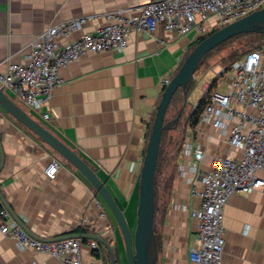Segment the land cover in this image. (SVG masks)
<instances>
[{"label": "crops", "instance_id": "1", "mask_svg": "<svg viewBox=\"0 0 264 264\" xmlns=\"http://www.w3.org/2000/svg\"><path fill=\"white\" fill-rule=\"evenodd\" d=\"M151 1L154 0H0V73L6 70L8 61H25L32 40L53 24L77 16L89 17L80 29L58 38L63 45L107 23L106 11L120 7L135 11ZM200 38L196 30L178 35L159 24L152 33L132 32L123 50L85 53L60 68L62 82L40 111L23 105L1 82L0 87L95 169L134 229L140 172L163 91L162 79L173 76ZM44 112L49 113V118H44ZM229 126L225 133L211 123L186 131L184 142L192 147L199 142L205 159L196 160L192 151L182 154V146L174 156L172 181L157 232L162 264H190L189 252L198 242V220L190 211L200 201L192 193V185L200 187L201 173L209 168L214 154H241L226 141ZM0 135L4 152L0 194L24 225L43 238L97 234L116 249L120 264L125 259L121 233L91 183L1 106ZM53 158L58 159L59 167L56 176L49 178L44 169ZM95 197L102 200L105 216L94 205ZM223 224V264H264L263 189L230 196ZM81 238L83 262L107 264L108 248L97 240L99 247L92 249L90 237ZM35 263L60 261L45 252L20 249L12 238L0 232V264Z\"/></svg>", "mask_w": 264, "mask_h": 264}, {"label": "built area", "instance_id": "2", "mask_svg": "<svg viewBox=\"0 0 264 264\" xmlns=\"http://www.w3.org/2000/svg\"><path fill=\"white\" fill-rule=\"evenodd\" d=\"M263 6L264 0H154L135 11L129 7L106 11L107 23L60 45V36L80 29L89 17L65 19L32 40L25 61H8L6 70L0 73V82L3 88L12 90L23 105L40 111L53 89L62 82L60 68L85 53L123 50L132 32L152 33L159 24L178 35L196 30L198 37H203ZM212 22L215 23L211 25ZM170 79V76L162 79L161 89ZM202 97L204 106L198 121L193 124L189 120L187 130L211 123L225 133L230 123L226 141L230 147L240 149L241 154L235 157L214 154L209 168L201 173L200 187L192 185L191 191L200 201L190 211L198 220V242L191 248L189 260L190 264H223V213L229 197L264 190V43L220 70ZM43 116L49 118L50 115L44 112ZM191 151L196 160L205 159L199 142L194 147L182 144V154ZM58 167V159L53 158L44 173L54 178ZM93 202L100 215L105 216L107 211L102 200L95 197ZM0 232L12 238L20 249L48 253L60 264H85L81 256V237L44 240L31 235L13 217L1 196ZM89 245L92 249L99 247L93 238H89Z\"/></svg>", "mask_w": 264, "mask_h": 264}, {"label": "water", "instance_id": "3", "mask_svg": "<svg viewBox=\"0 0 264 264\" xmlns=\"http://www.w3.org/2000/svg\"><path fill=\"white\" fill-rule=\"evenodd\" d=\"M251 32L264 33V6L226 25L216 28L212 33L197 42L185 56L180 67L163 89L151 124L140 172L137 225L135 230L130 228L124 211L95 169L72 147L67 145L43 124L34 119L28 111L0 87V106L39 139L53 148L67 162L72 164L91 183L99 194L117 223L122 236L127 264H158L159 246L157 233L154 228L155 173L162 133L164 130L175 128L181 115L180 111L173 119L166 120L167 109L174 93L181 87L183 89L184 98L186 99L187 93L194 80L195 72L206 59L208 52L234 36ZM0 159V163H2L4 160V152L1 144V135ZM0 196L13 217L31 235L44 240L66 237L94 238L108 248L110 252L109 264H117V258L113 247L110 242L103 237L88 233H68L52 238L39 237L24 225L10 205L4 201L1 194Z\"/></svg>", "mask_w": 264, "mask_h": 264}, {"label": "rangeland", "instance_id": "4", "mask_svg": "<svg viewBox=\"0 0 264 264\" xmlns=\"http://www.w3.org/2000/svg\"><path fill=\"white\" fill-rule=\"evenodd\" d=\"M214 23L215 22H212L211 25H213ZM262 43H264V33H243L242 35L232 38L221 47L212 51L196 70L194 80L188 91L186 99L184 98L183 92H180L178 99L167 111L166 120L173 119L180 111L181 115L177 126L172 129H167L164 132L161 140L160 159L156 174L157 191L159 198L158 205L159 208L161 207V209H159L154 220V228L156 232L159 231V227L161 224V214L163 211L162 205L164 204L163 201L166 199L169 190V183H171L170 179L172 176L171 173L174 169V156L176 155V152L179 151L184 142L191 112L195 108L197 102H199V100L201 99L204 92L207 90L211 79L215 78L220 70L229 67L234 60L243 58L247 51L254 47H259ZM136 225L133 227L134 229H132L131 226L130 228L132 230H135ZM114 252L116 255L115 248ZM123 252L125 253L122 248L121 253ZM117 264L119 263L117 262ZM120 264H127L126 257L125 259L121 260ZM158 264H162L160 259H158Z\"/></svg>", "mask_w": 264, "mask_h": 264}, {"label": "trees", "instance_id": "5", "mask_svg": "<svg viewBox=\"0 0 264 264\" xmlns=\"http://www.w3.org/2000/svg\"><path fill=\"white\" fill-rule=\"evenodd\" d=\"M214 30H215V29L211 30V31H210L209 33H207L205 36L209 35V34L212 33ZM239 35H242V34H239ZM239 35H237V36H239ZM205 36L201 37L199 40H197V42H199L200 40H202ZM235 37H236V36H234V37H232V38H235ZM232 38L228 39L227 41L223 42L222 44L218 45L217 47H215L214 49H212L211 51H209L208 54H207V56H208L212 51H214L215 49L221 47L222 45H224L225 43H227L228 41H230ZM195 44H196V43H195ZM195 44L192 45L191 49L195 46ZM259 47H260V46H259ZM255 48H258V47H254V48H252V49H250V50H253V49H255ZM250 50H249V51H250ZM247 52H248V51H247ZM247 52H246V53H247ZM207 56H206V57H207ZM236 60H237V59H236ZM234 61H235V60H234ZM234 61H233V62H234ZM233 62H232V63H233ZM202 63H203V62H202ZM202 63H201V64H202ZM211 87H212V85H211ZM209 89H210V87H209ZM180 92H183V89H182L181 87H179V88L176 90V92L174 93V95H173V97H172V99H171V101H170V104H169V107H168L167 111L170 109V107L172 106V104L178 99V97H179V95H180ZM187 94H188V93H187ZM203 106H204V97H201L200 101L198 102V104L196 105V107L193 109V111H192L191 114H190V118H189V119L192 121L193 124L197 123V121H198V117H199V114H200V112H201ZM150 128H151V126H150ZM165 131H166V130L163 131L162 136H163V134H164ZM161 140H162V137H161ZM160 146H161V142H160ZM176 153H177V152H176ZM159 159H160V147H159L158 162H157L156 173H155V216L157 215L159 209H161V207L159 208V205H158V200H159V198H158L157 182H156V174H157V169H158ZM170 181H172V176H171ZM170 184H171V183H169V186H170ZM166 197H167V196H166ZM165 201H166V199L163 201V203H165ZM155 231H156V230H155ZM156 233H157V232H156ZM157 238H158V246H159V237H158V234H157ZM102 247H104V246L102 245ZM117 257H118V253H117V251H116V258H117ZM107 264H109V259L107 260Z\"/></svg>", "mask_w": 264, "mask_h": 264}]
</instances>
